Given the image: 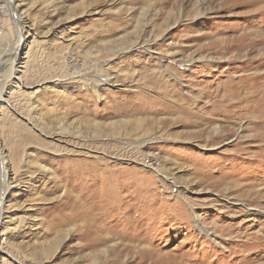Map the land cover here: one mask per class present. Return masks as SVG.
Wrapping results in <instances>:
<instances>
[{
  "label": "rangeland",
  "instance_id": "rangeland-1",
  "mask_svg": "<svg viewBox=\"0 0 264 264\" xmlns=\"http://www.w3.org/2000/svg\"><path fill=\"white\" fill-rule=\"evenodd\" d=\"M9 7L0 94L26 38L0 97V264H264V121L241 102L264 0H16L20 26ZM226 76L243 91L224 119Z\"/></svg>",
  "mask_w": 264,
  "mask_h": 264
},
{
  "label": "bare ground",
  "instance_id": "bare-ground-1",
  "mask_svg": "<svg viewBox=\"0 0 264 264\" xmlns=\"http://www.w3.org/2000/svg\"><path fill=\"white\" fill-rule=\"evenodd\" d=\"M15 2H16V0H8V5L10 6L9 8H12V12H13L14 18H17L16 19L17 20V24L20 23V25H21L23 22H21L22 20H21L20 17H18L17 12H16V9L14 8ZM20 25L18 24V26H20ZM24 31H25V28L22 25L21 28H19L18 39H17L18 40L17 41V46H16V48L14 50V53H13L12 57H10V61H9V63H10V70H9L8 77L2 83L3 89H2L1 94H0L1 99H3V101H1L2 103H5L6 102L4 100L5 99L4 98V95L6 94L5 93V85H7V83H9L13 79V77H16V65H17L18 60H19L20 49H21L22 45L25 44V38L26 37H25ZM240 49H241V46H237V50L239 51ZM224 65H226L227 67H229L231 64L230 63H226ZM171 75L174 76V74H171ZM253 79H255V84L253 86L254 89H255L254 94L252 96H248V97H247V94H246V97H244L245 99H243V101H241V102H243V103L245 102L246 103L247 106H245L244 104L243 105H244V108L247 109V111H254L256 113V115H254L255 119L258 120V123H257L256 128H259V127H261L260 124L264 121V75L262 77H255ZM176 80H177V78H176ZM17 82H19V80ZM93 85H94L95 90L99 88L100 91H106V89L109 90V88L115 86V81L112 83V81L109 80L108 82H106L105 85H102V83L100 82L99 78H97V80L93 82ZM242 85H243V81L242 82H237V84H233L232 79L230 77H227L226 76V80L225 81L219 82L216 85L215 89H213L212 91H209V93H208L209 97L210 98L211 97H215V99L218 100V102H216V103H214V105H212L211 114L213 116H216V115L224 116L225 117L224 119H226L228 117V113H233L234 112L233 111L234 108L237 107L235 105H238V104L240 105V93H241V90L243 91ZM173 92L176 93L175 91H173ZM111 93L109 95H111ZM163 95H165V94H163ZM231 96H233V97H231ZM230 97L233 99V101H235L234 105L228 103L229 101L227 99L228 98L231 99ZM150 100L153 101V102L156 101L155 103H158L157 100H152L151 98H150ZM151 104H153V103H151ZM181 108L182 107H178L179 110ZM246 109H244V110H246ZM236 112H238V111H236ZM217 120L218 119H216V118H210L209 122H211V123H213V125H215L213 127V131L216 132V133H219L223 129H222V125L221 124H218L219 122L217 123ZM222 121H223V119H222ZM147 140L150 141V140H152V138H148ZM0 182H1V189H0L1 190V198H0V224H1L2 218H3L4 214H5L4 213V206H5L4 199H5L6 194L11 189V184H12L11 178H10L9 169H8V166H7L6 161H5V155H4V152H3V148L2 147H0ZM249 193H251L250 195H254L255 194L258 197H261L262 196V193L261 192H258V191H256V192L249 191L247 194H249ZM204 230H205V232L207 233V235L210 238H213V235H215V233H216L212 228H205ZM222 244L219 243V246L222 245ZM0 251H2V249H0Z\"/></svg>",
  "mask_w": 264,
  "mask_h": 264
}]
</instances>
